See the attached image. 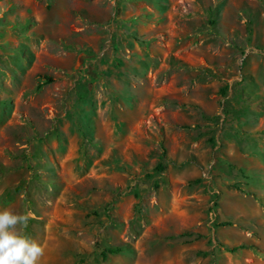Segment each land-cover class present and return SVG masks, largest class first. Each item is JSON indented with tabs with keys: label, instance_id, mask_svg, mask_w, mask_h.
I'll return each mask as SVG.
<instances>
[{
	"label": "rangeland",
	"instance_id": "1",
	"mask_svg": "<svg viewBox=\"0 0 264 264\" xmlns=\"http://www.w3.org/2000/svg\"><path fill=\"white\" fill-rule=\"evenodd\" d=\"M260 3L0 0V210L37 264H264V97L234 96L230 32Z\"/></svg>",
	"mask_w": 264,
	"mask_h": 264
},
{
	"label": "crops",
	"instance_id": "2",
	"mask_svg": "<svg viewBox=\"0 0 264 264\" xmlns=\"http://www.w3.org/2000/svg\"><path fill=\"white\" fill-rule=\"evenodd\" d=\"M240 6L232 10L233 18L232 22L230 21L232 23L230 24L232 26L230 32L234 38H237L238 50L247 47L252 48V50L248 57H245L241 62L242 75L239 78L241 86L234 92V96L241 90L244 95L248 96L250 102L252 99H256V102L249 104V109H253L260 105L262 97H264V56L260 55L261 53L264 54V49L259 50L257 48L264 47V5L261 3L258 5L249 4L248 11L240 9ZM229 13V10L220 8L218 18L224 29L226 26L222 21L225 14ZM224 29L222 31L228 32ZM225 85L228 84L225 83ZM227 87L228 91L232 90L230 86Z\"/></svg>",
	"mask_w": 264,
	"mask_h": 264
},
{
	"label": "clouds",
	"instance_id": "3",
	"mask_svg": "<svg viewBox=\"0 0 264 264\" xmlns=\"http://www.w3.org/2000/svg\"><path fill=\"white\" fill-rule=\"evenodd\" d=\"M32 217L8 209L0 210V264H37L44 249L18 229Z\"/></svg>",
	"mask_w": 264,
	"mask_h": 264
},
{
	"label": "trees",
	"instance_id": "4",
	"mask_svg": "<svg viewBox=\"0 0 264 264\" xmlns=\"http://www.w3.org/2000/svg\"><path fill=\"white\" fill-rule=\"evenodd\" d=\"M43 78H44V80H42L41 82H39V83L37 84V87H41V85H43V84L48 83L49 81H51V78H50V77L43 76ZM161 154H162L163 157L165 156V149H164V148H162V152H161ZM163 168H164V167L161 166L160 162L156 165V169H157L158 171H161ZM119 250H120V249L117 248V247H115V248H109V249H108V252H110V253H116V252H118Z\"/></svg>",
	"mask_w": 264,
	"mask_h": 264
}]
</instances>
